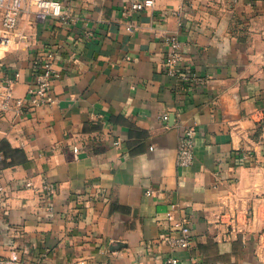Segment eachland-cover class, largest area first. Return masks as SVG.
<instances>
[{"label":"crops","instance_id":"obj_1","mask_svg":"<svg viewBox=\"0 0 264 264\" xmlns=\"http://www.w3.org/2000/svg\"><path fill=\"white\" fill-rule=\"evenodd\" d=\"M58 1L46 21L26 2L0 44V103L28 96L46 53L62 72L51 102L0 110V259L264 264V0ZM172 45L207 85L167 75ZM187 128L195 160L181 168ZM176 218L191 221L190 250L163 241Z\"/></svg>","mask_w":264,"mask_h":264},{"label":"built area","instance_id":"obj_2","mask_svg":"<svg viewBox=\"0 0 264 264\" xmlns=\"http://www.w3.org/2000/svg\"><path fill=\"white\" fill-rule=\"evenodd\" d=\"M28 2L30 6L36 8V18L38 21H46L49 18H62L63 5L58 0H0V11L2 13V29L3 34L0 37V44L6 37L8 32L14 31L18 28L20 15L25 3ZM155 5V0H130L127 6L129 12H142L146 9H151ZM181 61V49L177 45H172L166 63V73L168 76L178 79V81L188 82L192 80L196 87H204L207 85V77L196 75H184L180 72L178 64ZM57 57L55 52L46 53L42 58L41 64L34 76L33 85L31 86L28 96L25 99L14 100L10 93H7L5 98L0 103L1 112H14L18 115H24L26 108L37 109L52 101L51 93L54 83L62 78L61 70L56 68ZM12 81H9L11 83ZM10 89V86L8 87ZM163 120H169V115H163ZM119 145V142H116ZM196 147V131L194 128H187L183 131L178 147L177 166L181 168L191 167L195 160ZM78 152V149L76 150ZM252 153L245 152L243 158L251 160ZM3 154L0 149V163L2 162ZM27 187L31 183H26ZM53 196V193H49ZM153 191H147V195L152 196ZM235 198L228 196L223 205L227 208L229 213H234L232 217H236L237 207L234 202ZM191 221L186 218H176L173 222V231L169 233L164 239V243L170 247L172 252L179 250H190L193 248ZM264 236V233H262ZM0 264H29L22 260V258L14 252L7 259H0ZM165 264H180L177 257H170L166 259Z\"/></svg>","mask_w":264,"mask_h":264},{"label":"water","instance_id":"obj_3","mask_svg":"<svg viewBox=\"0 0 264 264\" xmlns=\"http://www.w3.org/2000/svg\"><path fill=\"white\" fill-rule=\"evenodd\" d=\"M175 117H172V119H174Z\"/></svg>","mask_w":264,"mask_h":264}]
</instances>
